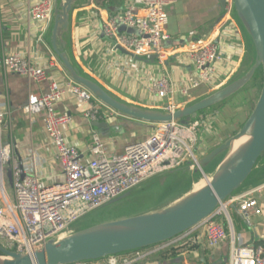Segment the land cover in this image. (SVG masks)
<instances>
[{"label": "crops", "instance_id": "1", "mask_svg": "<svg viewBox=\"0 0 264 264\" xmlns=\"http://www.w3.org/2000/svg\"><path fill=\"white\" fill-rule=\"evenodd\" d=\"M39 0H0V60L4 55L20 53L34 66L46 70L47 79L36 83L28 78L0 69V105L4 113L2 143L9 145L12 158L26 164L27 155L36 158V169L42 181L54 183L61 180V166L55 157L44 131L43 116L36 115L33 122L23 112L30 95H42L48 91L50 81L61 84L69 77L52 53L48 28L41 35L42 23L31 22L28 9ZM131 0H76L70 13L69 29L65 35L66 51L73 63L89 78L98 83L114 98L146 109L164 110L170 100L174 109H180L217 90L245 73L254 61L252 44L239 23L231 14L221 12L218 0H175L166 9L168 35L162 64H144L115 51L109 39L101 34V27L123 14ZM139 15L143 12L138 10ZM50 25V24H49ZM118 35L134 36L137 33L118 23ZM190 33L193 36H190ZM207 39L219 46L222 58L216 83L191 91L188 96L180 93L185 78L192 74L193 63L188 53L193 39ZM171 81L169 99H158L148 91L150 83L161 75ZM226 103L204 113L207 119L195 150L197 159L223 143L231 131H236L251 113L261 85L257 77ZM84 105L67 97L54 106L56 114L67 113L70 122L63 128L64 138L80 152L81 162L90 159L91 137L97 134L108 154H121L126 145L143 140L153 133L154 125L143 123L112 113L101 106L95 121L83 116ZM98 123V127L93 123ZM170 179V192L163 202L147 211L174 201L190 189V181ZM264 182V158L252 176L239 191H251ZM157 182L159 192L165 186ZM260 206V214L249 212L248 221L238 211L236 204H227L220 217L227 239L216 249H208L202 228L186 232L178 239L168 241L167 248L136 264H230L234 247L264 248V193H254ZM145 211V212H147ZM83 223L80 229L88 227Z\"/></svg>", "mask_w": 264, "mask_h": 264}, {"label": "built area", "instance_id": "2", "mask_svg": "<svg viewBox=\"0 0 264 264\" xmlns=\"http://www.w3.org/2000/svg\"><path fill=\"white\" fill-rule=\"evenodd\" d=\"M174 2L131 0L120 18L103 24L104 36L136 57L155 55L162 64L165 55L162 46L168 40L165 31L166 9ZM53 9L54 0H39L28 9L30 21L42 23L39 41L43 40L42 36L51 22ZM138 10L143 14L139 15ZM224 11L227 15L232 13V0H226ZM118 23L134 30L137 35H118L115 32ZM190 36L193 34L190 33ZM188 53L193 63V72L185 78L180 88L184 96L216 83L222 62L218 44L207 39H193ZM0 69L36 83L47 79L45 69L32 65L20 53L4 55L0 60ZM148 91L158 99H169L172 94L169 77L163 74L153 80ZM67 97L85 106L83 116L86 119H97L103 104L90 91L70 79L63 84L50 81L48 91L42 95H30L23 108L31 122L36 115L43 116L45 136L54 149L62 171L61 180L54 183L42 181L33 154L27 155L26 164H20L12 158L10 146L2 143L4 113L0 105V246L5 250L31 253L46 241L62 235L84 214L150 177L175 170L189 162L197 163L195 150L201 130L206 124L207 117L204 114L201 115L204 117L202 121L200 116L188 126L178 122L153 124L154 130L150 136L126 145L121 154H108L100 137L93 134L90 159L81 162L79 150L69 145L64 138L63 128L70 122V116L67 113L56 114L54 111L55 104ZM168 101L165 109L174 110ZM8 165L12 169V197L6 192L3 183ZM254 193H264V183L221 204L213 215L197 227L202 228L208 249L218 248L227 239L220 221L227 204H236L246 221L249 212L260 214V206L252 196ZM170 244L166 242L123 255L75 264H136ZM230 264H264V248L234 247L230 254Z\"/></svg>", "mask_w": 264, "mask_h": 264}, {"label": "water", "instance_id": "3", "mask_svg": "<svg viewBox=\"0 0 264 264\" xmlns=\"http://www.w3.org/2000/svg\"><path fill=\"white\" fill-rule=\"evenodd\" d=\"M75 2L76 0H54L48 29L49 44L69 79L90 91L111 111L143 123L178 122L182 126H188L205 111L217 108L245 89L258 73L261 74L259 95L248 118L235 134L229 135L223 143L198 159L197 163L189 162L175 170L150 177L84 214L62 235L46 241L31 253H16L0 246V264H75L98 261L166 243L197 228L221 204L236 197L259 161L264 158V0H232L231 15L249 38L254 50V61L249 64L247 71L220 89L172 111L126 104L111 96L78 69L66 51L65 42ZM218 3L223 12L226 0H218ZM101 34L105 37L103 31ZM109 41L114 50L122 55L144 64H158L155 55L139 58L117 46L114 41ZM93 126L99 125L95 122ZM236 144L238 148L231 153ZM161 178H185L191 183L190 189L174 201L154 210L121 220L89 224L80 229L83 220L94 211L127 197L134 190L147 188L150 184L156 185ZM242 194L245 193L239 195Z\"/></svg>", "mask_w": 264, "mask_h": 264}, {"label": "rangeland", "instance_id": "4", "mask_svg": "<svg viewBox=\"0 0 264 264\" xmlns=\"http://www.w3.org/2000/svg\"><path fill=\"white\" fill-rule=\"evenodd\" d=\"M166 43L167 42L163 43V49L166 48ZM257 85H261L260 73L257 77ZM210 111L211 109L205 111L204 113ZM200 118L201 121L204 119V117L202 116ZM236 131H231L230 136H233ZM163 181L164 178H161L159 180V182ZM167 182L168 183L165 184V186L161 189L160 192V189H158L155 184H150L147 186V188H141L136 191L134 190L127 197L94 211L91 215L87 216L86 219L83 220L84 222H82L87 224L106 223L140 215L145 211L149 210L150 208L157 206L163 202V198L166 197L165 195L170 192V188L168 186L170 185V179H167ZM3 183L6 192L9 194L10 197H12L11 165H8L5 168Z\"/></svg>", "mask_w": 264, "mask_h": 264}, {"label": "bare ground", "instance_id": "5", "mask_svg": "<svg viewBox=\"0 0 264 264\" xmlns=\"http://www.w3.org/2000/svg\"><path fill=\"white\" fill-rule=\"evenodd\" d=\"M237 148H238V144H236V145L232 148L231 153L235 152Z\"/></svg>", "mask_w": 264, "mask_h": 264}]
</instances>
